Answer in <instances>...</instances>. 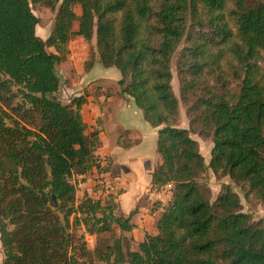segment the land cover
Returning a JSON list of instances; mask_svg holds the SVG:
<instances>
[{"label": "trees", "instance_id": "trees-1", "mask_svg": "<svg viewBox=\"0 0 264 264\" xmlns=\"http://www.w3.org/2000/svg\"><path fill=\"white\" fill-rule=\"evenodd\" d=\"M41 2L56 11L45 41L36 36L29 0H0L1 264H264L263 222L241 212L229 185L211 202L205 178L211 170L264 201V3L32 0ZM75 37H95L100 64L118 70L121 94L158 129L161 164L147 194L170 187L171 198L153 203L161 209L156 233L146 234L138 251L125 252L120 239L91 251L77 233H128L133 213L120 216L123 190L100 181L113 163L98 155L101 121H84L88 94L68 105L52 99L56 66ZM181 45L180 102L189 129L177 127L171 85ZM193 134L213 145L207 166ZM91 177L103 199L84 194L78 202L77 187Z\"/></svg>", "mask_w": 264, "mask_h": 264}, {"label": "rangeland", "instance_id": "rangeland-1", "mask_svg": "<svg viewBox=\"0 0 264 264\" xmlns=\"http://www.w3.org/2000/svg\"><path fill=\"white\" fill-rule=\"evenodd\" d=\"M30 1V9L33 15L37 18V25L35 28V33L38 38L45 41L51 34L53 29L55 14L56 11H52L48 8L43 2L38 4H33L32 0ZM259 2L264 3V0H249V4L255 5ZM58 7V5H57ZM56 7V8H57ZM77 14L80 13L78 8H75ZM76 24L74 29H76ZM183 45H181L176 53L174 54L171 62V71H172V89L173 93L179 101V118L177 122V127L182 129H189V119L187 117V107L180 102V85L178 79V70L177 62L179 60L181 50ZM48 53H54L53 48H46ZM67 58L66 61L58 64L56 66V75L59 80V90L52 95V99L60 103L61 105H68L74 98L80 96H86L88 93H91L90 96L97 94L99 87L93 82L89 83L86 89L83 88L79 78H82L83 74L89 71L94 64H97L93 73H97L99 70L104 69L99 63L98 56L95 49V37H93L91 42H86L81 37H75L71 40L67 47ZM74 58V61H73ZM92 64V65H90ZM105 70V69H104ZM117 74L118 70L115 69ZM66 72V73H65ZM65 74V75H64ZM72 78H68V77ZM98 82H96L97 84ZM91 87V88H89ZM88 89L91 91L89 92ZM115 89V86L112 87ZM15 92V89H13ZM9 96V95H8ZM89 98V96H88ZM20 103V99L16 98L12 102V106H16ZM85 118L87 121H90V112H85ZM191 138L198 143L199 151L204 158L205 165L207 166L211 158L212 143L210 140L201 138L200 136L193 134ZM123 152V151H120ZM148 157L147 160V169H152V165L155 161V157L159 156L155 148L149 145H143L141 148L136 149L132 152L126 153L131 156H136L138 153ZM135 161H132L134 163ZM120 165H123L122 162H118ZM124 177L125 173H128L126 168H122ZM148 173V172H147ZM149 174L142 178L134 176V179L129 181L126 184L127 191L117 201L118 214L124 218H127L131 213H133L131 218V224L133 229L128 233L121 232L117 227H114L111 234H105L98 237H92L84 233L83 230H78V234H84L85 239L88 242V247L91 251L94 248L99 250H105L106 246L112 245L114 240L120 239L122 242L123 250L128 251H138L139 244L143 241L146 234H155L156 233V221L161 213V209L153 205L154 202H161L162 204H167L171 198H162V196H168V192H161V199L157 198L158 194H147L145 185H149ZM207 185L211 192V202H214L221 194L222 187L229 185L232 191L238 196L241 204V212L251 216L255 221H262L264 224V201L257 200L252 193L248 192L247 187H239L234 185L227 177L218 178L216 177L211 170H208L205 175ZM118 178L113 177L112 175H105L100 180L105 188L111 186L113 192H117L119 189H122V186H118ZM97 179L91 177L87 180L85 184L79 185L76 191L77 201H81L87 194L94 199H103L104 194L101 191H98L96 194L93 193V188L97 184ZM145 189V190H144ZM166 193V194H165ZM154 195L155 199H150V196ZM162 200V201H161ZM95 257V256H94ZM3 260L2 249L0 245V264ZM94 264H104L93 258Z\"/></svg>", "mask_w": 264, "mask_h": 264}, {"label": "crops", "instance_id": "crops-1", "mask_svg": "<svg viewBox=\"0 0 264 264\" xmlns=\"http://www.w3.org/2000/svg\"><path fill=\"white\" fill-rule=\"evenodd\" d=\"M96 65L94 64L89 71L81 76L82 78L78 79L84 84V89L91 82H95L94 84L99 87L95 97L90 96L91 93H88L89 98L87 97V103L82 107V115L84 121L90 127L96 124L97 119L101 121V147L98 155L109 157L113 163L111 174L113 177L118 178L116 180L117 185L122 186L123 190L122 195L117 200L119 203V199L127 191L126 184L128 180H133L134 176L142 178L149 174V185H145V189L147 188L146 192H148L152 174L161 164L160 156L154 158L153 167L149 172V168L147 169L146 166L147 156L142 155L141 152L136 156L127 155L126 153L139 149L146 144L151 147L153 146L156 150L158 129L151 127L144 120L142 111L134 105L130 97L121 94L118 85L121 78L120 73L117 74L115 68H105L103 66L105 70L101 69L97 73H93ZM96 82L98 83L96 84ZM114 86L115 89H112ZM88 91L91 92L89 89ZM85 112H90V121L86 120ZM132 161L135 162L132 163ZM118 162H122L123 165H120ZM122 168H126L128 172L125 173V177L122 171H120ZM117 173L118 175H115ZM166 189L168 190L166 191V193L168 192V196H162V198L168 199L171 192L168 188ZM156 197L159 198L160 196ZM150 199H155L154 195L150 196ZM117 206L119 207V204Z\"/></svg>", "mask_w": 264, "mask_h": 264}, {"label": "water", "instance_id": "water-1", "mask_svg": "<svg viewBox=\"0 0 264 264\" xmlns=\"http://www.w3.org/2000/svg\"><path fill=\"white\" fill-rule=\"evenodd\" d=\"M49 197H50V203H51V205L54 206L55 205V197H54V195L51 192L49 194Z\"/></svg>", "mask_w": 264, "mask_h": 264}, {"label": "built area", "instance_id": "built-area-1", "mask_svg": "<svg viewBox=\"0 0 264 264\" xmlns=\"http://www.w3.org/2000/svg\"><path fill=\"white\" fill-rule=\"evenodd\" d=\"M168 189H169V191H170V187H167ZM167 189H165L163 192H165ZM157 196H160L159 198H161V194H158Z\"/></svg>", "mask_w": 264, "mask_h": 264}]
</instances>
